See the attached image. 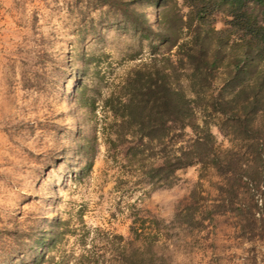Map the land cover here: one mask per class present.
Listing matches in <instances>:
<instances>
[{
	"label": "rangeland",
	"instance_id": "obj_1",
	"mask_svg": "<svg viewBox=\"0 0 264 264\" xmlns=\"http://www.w3.org/2000/svg\"><path fill=\"white\" fill-rule=\"evenodd\" d=\"M153 1L122 0V7L153 20ZM172 3L175 11H188L182 0ZM245 10L264 24L261 8L248 3ZM212 18L215 28L231 31L223 34L229 44L241 43L227 8ZM148 56V40L129 29L120 10L95 0H0V264H110L118 246L107 247L92 233L82 244V222L90 231L99 227L101 236L122 234L123 243L131 240V225L155 231L154 251L166 264H264L260 226L250 238L231 213L183 221L198 165L178 170L170 187L157 186L141 174L149 163L129 162L122 150L107 147L112 116L104 100ZM225 70H216L218 87ZM183 87L192 97L185 80ZM258 123L264 135V118ZM211 131L222 148L242 144L244 163H253L249 141L234 132L224 137L213 125ZM261 146L264 163V137ZM91 155L94 166L86 170ZM211 175L210 183L201 181L208 203L220 197ZM242 183L260 205L262 189L245 177ZM54 218L59 230L73 232L49 250L40 241Z\"/></svg>",
	"mask_w": 264,
	"mask_h": 264
},
{
	"label": "trees",
	"instance_id": "obj_2",
	"mask_svg": "<svg viewBox=\"0 0 264 264\" xmlns=\"http://www.w3.org/2000/svg\"><path fill=\"white\" fill-rule=\"evenodd\" d=\"M95 1L120 10L129 29L148 40L149 47L147 60L131 68L104 100L112 116L104 133L107 147L122 150L129 162L149 163L142 165L141 174L157 186L170 187L178 170L198 165V180L190 192L193 204L185 206L181 214L186 224L231 213L250 238L257 226L264 229V135L259 133L258 123L264 118V24L252 10H245L253 3L264 12V0H182L188 7L186 13L175 11L173 0H154L153 20L143 11L122 7V0ZM225 8L231 17L228 24L233 33L238 29L241 43L229 44L223 34L231 31L213 26L215 11ZM226 46H232L230 54ZM237 47L242 49L235 52ZM219 67L226 68V78L218 87L215 73ZM183 80L192 97L187 95ZM197 109L203 114L198 115ZM212 125L224 137L234 132L249 141L253 163H244L242 144L237 150L220 147ZM93 166L91 155L83 168L92 170ZM211 173L217 177L214 185L220 197L208 203L201 181L210 183L206 178ZM243 177L253 181L256 190L262 189L260 205L255 203L249 184L243 185ZM59 225L54 218L40 241L46 249H53L66 231L73 232L68 227L59 230ZM99 231V227L90 231L82 222L77 239L83 244L92 233L107 247L117 245L110 264H166L154 251L155 231L152 234L131 225V240L126 243L122 234L101 236Z\"/></svg>",
	"mask_w": 264,
	"mask_h": 264
}]
</instances>
